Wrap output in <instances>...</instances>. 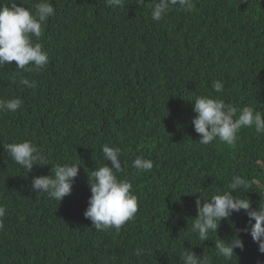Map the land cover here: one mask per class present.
I'll return each mask as SVG.
<instances>
[{"label": "trees", "instance_id": "trees-1", "mask_svg": "<svg viewBox=\"0 0 264 264\" xmlns=\"http://www.w3.org/2000/svg\"><path fill=\"white\" fill-rule=\"evenodd\" d=\"M16 2L34 11L38 0ZM144 2L50 0L55 13L36 41L48 65L32 72L15 61L0 67V99L24 101L16 112H0V264H183L185 249L209 264H264L244 233L243 251L235 249L230 261L217 255V237L227 241L247 224L243 210L204 242L191 231L196 192L206 199L222 194L233 176L251 185L237 189L238 197L264 206V135L242 127L234 146L219 138L202 145L191 123L197 96L264 113V0H193L190 11L173 7L161 21L151 19L154 0ZM20 76L36 86L20 85ZM214 81L223 82L222 92ZM25 140L49 165L25 174L11 160L3 146ZM104 145L120 148L117 175L131 180L138 198L137 213L118 231L96 230L83 215L88 174L110 166ZM138 156L153 168L137 172ZM73 163L81 172L63 200L32 189L34 176Z\"/></svg>", "mask_w": 264, "mask_h": 264}, {"label": "clouds", "instance_id": "clouds-1", "mask_svg": "<svg viewBox=\"0 0 264 264\" xmlns=\"http://www.w3.org/2000/svg\"><path fill=\"white\" fill-rule=\"evenodd\" d=\"M134 2L138 7L145 3L144 0H134ZM106 5L121 6L122 0H106ZM173 7L190 11L193 0H154L151 19L163 20L165 14ZM54 13L55 9L50 0H38L34 5V11L18 4L16 0L0 6V67L15 61L16 68L25 72L45 68L49 63V56L42 44L36 41L42 36L44 25ZM11 82L17 83L15 79ZM18 83L28 88L36 86L35 81H30L24 76L19 77ZM212 87L215 92L220 93L224 85L222 81H214ZM23 103L21 97L0 99V112H16L21 109ZM192 111L195 115L191 123L194 131L199 134V143L202 145H209L219 138L227 145L234 146L242 127H254L256 133L264 135V118H262L264 113L254 110L251 106L237 109L231 104H226L222 99L197 96L192 102ZM3 148L11 160L21 166L25 174L31 172L34 166L49 165L46 155L31 141L9 143ZM102 152L105 162L110 161V166L104 163L90 171V175L88 174L90 196L83 215L91 221L96 230L114 228L118 231L137 213L138 198L132 193L131 180L121 179L117 175L123 168L120 148L104 145ZM132 167L137 172L150 171L153 162L138 156L132 162ZM79 168L80 164L76 163L51 166L52 175L34 176L31 187L59 202L72 193ZM250 187V183L245 178L236 175L232 177L229 190L222 194H215L206 199L199 191L196 192L199 193L195 200L197 214L193 218L191 231L201 242L208 240L210 233L216 234L220 222L228 219L233 213L243 210L248 217L247 224L243 228L235 229L233 236H229L230 239L227 241L217 237L215 242L217 255L225 260H231L235 255V249L244 250L241 233L249 234L252 241L258 245V251L264 254V206L253 208L252 201L247 197L243 195V198H240L236 195L237 189H244L245 193ZM5 214V207L0 205V228L3 227ZM55 240L49 237L47 242L52 245ZM136 254L140 255L141 250L138 249ZM181 258L183 264H209L206 256H198L189 249L181 253Z\"/></svg>", "mask_w": 264, "mask_h": 264}]
</instances>
